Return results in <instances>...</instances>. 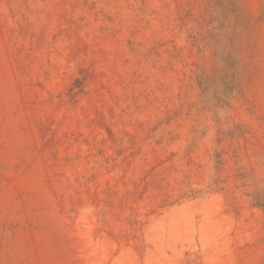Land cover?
<instances>
[{
  "label": "rangeland",
  "instance_id": "obj_1",
  "mask_svg": "<svg viewBox=\"0 0 264 264\" xmlns=\"http://www.w3.org/2000/svg\"><path fill=\"white\" fill-rule=\"evenodd\" d=\"M262 203L264 0H0V264H264Z\"/></svg>",
  "mask_w": 264,
  "mask_h": 264
},
{
  "label": "trees",
  "instance_id": "obj_2",
  "mask_svg": "<svg viewBox=\"0 0 264 264\" xmlns=\"http://www.w3.org/2000/svg\"><path fill=\"white\" fill-rule=\"evenodd\" d=\"M228 59H229V55L226 56V59H225L226 62H227ZM84 79H85L84 77L75 79L74 85L70 88V94L69 95H70L71 98L74 97L77 94V92L81 91ZM203 83L204 82H201V80L199 79V84H200L201 87L204 86ZM260 206H261V208L264 211V203L260 204Z\"/></svg>",
  "mask_w": 264,
  "mask_h": 264
}]
</instances>
